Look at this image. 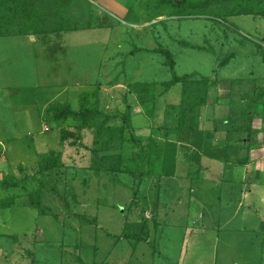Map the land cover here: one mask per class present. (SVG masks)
<instances>
[{"label":"rangeland","instance_id":"1","mask_svg":"<svg viewBox=\"0 0 264 264\" xmlns=\"http://www.w3.org/2000/svg\"><path fill=\"white\" fill-rule=\"evenodd\" d=\"M15 1L0 0V32ZM113 1L119 8L72 0L63 9L80 28L66 39L29 32L43 54L40 36L56 42L57 62L43 57L44 65L26 44L0 39V144L9 150L0 184L13 188L0 186V235L11 236L0 239V264H264V240L255 237L264 0L184 13L161 0ZM207 92L208 104L195 108ZM232 94L253 113L229 110ZM58 103L96 112L56 121L46 110ZM65 130L76 136L62 142ZM227 206L236 216L229 224L219 214ZM245 210L249 238L238 231Z\"/></svg>","mask_w":264,"mask_h":264},{"label":"trees","instance_id":"2","mask_svg":"<svg viewBox=\"0 0 264 264\" xmlns=\"http://www.w3.org/2000/svg\"><path fill=\"white\" fill-rule=\"evenodd\" d=\"M15 0H2L3 4H8L9 2H14ZM32 0H21L18 1L16 0L15 2L18 3L17 10V16L19 15L22 17V21L25 24L26 27V32H38L42 34L46 33H51V32H59L60 34L69 31L76 30L77 25H72L71 19L69 18V12L63 9L66 7L72 0H54L53 2L48 1V0H42V3L39 6H35L37 3L34 2V4L31 2ZM217 1L221 0H202V2H193L189 0H173V1H168V0H161V5L167 4L169 6H172L176 8L179 12L184 13L188 8H195V9H206L210 6V4L215 3ZM28 3V4H27ZM20 5H22L23 10L20 11ZM30 17V18H27ZM38 23H35V22ZM0 35H3L2 32H0ZM185 46L189 47H195L198 49H201L197 46H194L188 42L185 43ZM141 49L137 50L140 51ZM137 51H131L127 54H125L126 57L128 56H134ZM156 54H161L166 59L170 62V65L172 67L175 66V62H173L172 54L170 51L165 50L164 48H159L158 50L154 51ZM173 70V75L176 77V74ZM199 98L196 99V103L193 104V106L196 108H199L201 106H205L208 104L209 101V96L208 92L198 96ZM261 97H259L260 99ZM263 98V97H262ZM261 98V99H262ZM260 99V100H261ZM81 105H84V99L81 101ZM83 110H74L71 108L69 104H51L47 110L46 113L48 115H51L56 121H63L66 120L69 117L77 115L78 118L80 119V116L83 118H87L91 112H96V109H90L82 112ZM82 112V113H80ZM88 122H83L82 126H88ZM76 136L75 132H71L68 130L63 131L62 136H61V141L65 142L70 138H74ZM75 143V142H74ZM1 188L3 190H10L13 189L12 187H9V184L6 181L1 182L0 184ZM14 187V186H13ZM17 203L15 199L10 200L7 202L5 207H13L14 204ZM11 236L7 235H0L1 238H10Z\"/></svg>","mask_w":264,"mask_h":264},{"label":"crops","instance_id":"3","mask_svg":"<svg viewBox=\"0 0 264 264\" xmlns=\"http://www.w3.org/2000/svg\"><path fill=\"white\" fill-rule=\"evenodd\" d=\"M48 1L53 2L54 0H48ZM110 2H111V4L113 6H116V7L119 8V6H118L119 4L118 3L114 2L113 0H110ZM7 10L9 11L11 17L9 19V22L5 23L4 30L2 31L3 35L2 36L0 35V39L4 38V37H6V38H14V39H17L20 44H26L28 46V49L30 51H32L33 59L35 61H37V62H38V58H39V60L41 61L40 63H44L43 62V57H46L48 62H57V60H56L57 58L56 57L59 54L61 49L60 48H54V49H59L54 54V52H53L54 49L52 48V45L55 44L56 42L53 43L54 40L52 38H50V37L40 36L41 37L40 41L42 43H44V45L46 46L45 54H43V51H40V50L36 49L37 46L32 45L31 42L28 43L29 39L27 40V38L29 37L28 36L29 33L26 32L27 29L25 27V24L22 21V17H20L19 15L17 16V12L15 10H11V9H8V8H7ZM70 13H71V15H73L74 11H72V12L70 11ZM93 13H94V15H96L95 12H92V13H90L89 16H92ZM27 18H30V17L27 16ZM35 23H38V22L36 21ZM72 32H74V30L73 31L71 30L69 32L63 31V33H61L62 34L61 38L63 37L64 39H66V36L68 37L70 34H73ZM32 33L35 34L36 36L42 34V33H38V32H32ZM57 33H59V32H57ZM36 36L34 37V40H36V38L38 37V36L37 37ZM42 43H40V44L43 45ZM51 43H53V44L50 45ZM62 52L63 51H61V53ZM64 55H66V52L62 56H64ZM53 57H55V58H53ZM37 62H34V63H37ZM45 64L48 65V63H44V65ZM60 68H62V66ZM51 71H52V69H51ZM49 73H50V70L48 71L47 74H49ZM52 73H53V71H52ZM237 87L241 89V87H243V86L241 84H238ZM212 98H213V100H214V98L216 99L215 96H213ZM212 105L214 106V101H212ZM263 105H264V97L261 100L258 101V109L260 107H262L260 109V111L263 110ZM222 106H225V105H222ZM226 106L228 107L229 110L234 111L235 113L252 112V111H254V109L250 108L249 100H247L245 96H241V95H238V94L229 95L227 97ZM211 111L212 112L214 111L213 107H211ZM254 114H257V113H254ZM256 119H259V121H260L259 123H260L261 128L259 129L260 130L259 134L264 135V118L261 117V116H255V120ZM252 129L256 131V129H254L253 127H252ZM248 130H251V127H248ZM234 133L235 132L233 131V134ZM244 133H245L244 140H246V142H247V141H249L248 133L246 132V130H245ZM232 137H234V135H230V138H232ZM7 149H8V146L6 148H3V145L0 144V155L3 153V155L0 156V166L3 164V161L1 159L3 157H5V154H7V152L9 151ZM36 154H38V153H36ZM240 165L243 166L246 169L245 165H242V164H240ZM245 175H247L246 172H245ZM250 189H252V188H250ZM249 191L252 192V190H249ZM256 193L260 194L258 197L256 196L255 199L259 203L260 208L258 210L262 213V215H261V221H259V220L257 221V223H259V227H258L259 231H257V233L255 234L256 235L255 237L260 239L261 241H263L264 240V203H260V199L262 197V200L264 202V187L261 186V188L258 189L256 191ZM250 197L251 196L249 195L247 199L249 200ZM247 209L249 210L250 208H247ZM226 211H225L224 214H223V211H221V213L219 212V214L222 217L227 215L226 222H227V224H229V222L233 218H236V216H235V212L230 210L229 206H227ZM216 213L217 212H215V214ZM238 223H239L238 231H240L244 235H245V233L248 232V230H253L252 229L253 222H252L251 214H249V211H247V210H245L243 212L242 217L238 218ZM253 231H255V230H253ZM249 234H252V233H247V238L250 237ZM258 234H259V236H258Z\"/></svg>","mask_w":264,"mask_h":264}]
</instances>
